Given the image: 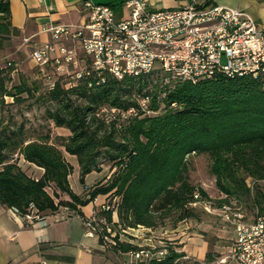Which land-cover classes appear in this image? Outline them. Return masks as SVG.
<instances>
[{
  "label": "trees",
  "instance_id": "trees-1",
  "mask_svg": "<svg viewBox=\"0 0 264 264\" xmlns=\"http://www.w3.org/2000/svg\"><path fill=\"white\" fill-rule=\"evenodd\" d=\"M0 13L9 21L8 2H1ZM15 69L12 62L0 67V202L7 208L21 215L37 209L43 215L69 207L84 215L81 207L106 195L110 201L118 198L123 228H154L173 210L182 213L179 221L185 220L195 217L196 191L210 199L202 186L190 180L191 157L207 155L221 194L216 204L236 198L264 213V75H218L197 83L171 79L165 83L168 75L161 70L122 79L106 73L100 85L89 86L90 81L96 82L94 77L83 78L72 88L62 81L40 98L38 88L25 81L10 85ZM154 75L160 82H155ZM29 98L49 103L48 119L56 128L68 129L70 135L31 136L15 115L6 119L8 108ZM145 98L147 106L143 107ZM104 108H116L119 113L109 121L111 117L101 113ZM132 109L135 114L123 119L121 113ZM64 149L78 157L82 183L89 173L109 164L106 182L86 197L78 196L69 181L74 168ZM21 157L42 167L43 177L29 175L19 163ZM105 215L112 220V211ZM164 244L170 248L166 258L128 264H203L184 260L186 253L177 251L175 243ZM132 249L136 245L128 242L118 247L123 253ZM215 261L208 252L205 263Z\"/></svg>",
  "mask_w": 264,
  "mask_h": 264
},
{
  "label": "built area",
  "instance_id": "built-area-1",
  "mask_svg": "<svg viewBox=\"0 0 264 264\" xmlns=\"http://www.w3.org/2000/svg\"><path fill=\"white\" fill-rule=\"evenodd\" d=\"M180 1L177 7L153 9L145 0H128L130 17L123 20L117 18L112 6L87 1L88 16L83 24L50 27V40L32 53L47 89H54L62 81L72 88L81 79L92 77L96 82L90 81L89 86L100 85L105 82L106 73L122 79L161 70L168 75V81L193 83L218 75H264V24L215 0ZM146 103V98L141 101L143 107ZM101 113L108 114L110 121L119 110L104 108ZM133 114L134 109L121 113L123 119ZM194 198L206 212L220 215L235 229L232 249L228 257L221 259L222 263L231 259L238 264H264V213L251 221L236 198L220 206L199 191ZM117 207L118 198L96 204L92 215L84 218V224L88 236L99 237L107 249L121 254L119 244L128 241L126 237L131 233L119 224ZM65 211L71 209L65 207ZM110 211L111 221L105 215ZM19 216L29 225L45 220L37 209ZM135 245L136 249L129 254L136 262L161 260L170 252L164 243Z\"/></svg>",
  "mask_w": 264,
  "mask_h": 264
},
{
  "label": "crops",
  "instance_id": "crops-1",
  "mask_svg": "<svg viewBox=\"0 0 264 264\" xmlns=\"http://www.w3.org/2000/svg\"><path fill=\"white\" fill-rule=\"evenodd\" d=\"M2 1L0 0V4ZM87 1L112 6L120 20L130 17L126 6L128 0H4L9 3L10 19L5 20L4 14L0 13V67H4L9 62L13 63L15 70L22 72L27 66L39 67L32 59V53L37 47L50 40L51 33L48 29L55 25L83 24L88 16L85 5ZM145 1L153 9L173 8L181 4L180 0ZM215 3L239 9L252 16L257 22L264 24V0H215ZM57 134L68 136L70 131L66 128H57ZM64 155L74 168L69 181L78 196L84 198L95 186L106 182L108 171L103 166L102 171L89 173L82 183L78 157L65 149ZM19 163L29 175L37 179L43 177L42 167L27 162L23 157L20 158ZM64 198L70 199L68 195ZM106 200L107 196L101 195L96 202L81 207L80 211L84 215L75 211L66 212L65 207H62L58 211L43 214L44 222L34 225H29L15 210L7 208L0 202V264H126L132 262L129 252L120 254L116 250L107 249L99 237L86 234L84 218L92 215L96 204ZM182 222L184 223L168 236L158 237L153 228H134L126 242L132 245H145L157 243L158 240L163 239L178 244L180 251L199 260L205 259L207 253L212 250L223 253L219 244L212 242L213 245H210L211 241L203 234L191 231V228L195 226L191 219H188V222L186 219ZM228 225L231 229L217 228L209 223L205 225L204 232L231 240L226 249L230 253L236 233L234 227L230 223ZM232 262L238 264L236 261L232 260Z\"/></svg>",
  "mask_w": 264,
  "mask_h": 264
},
{
  "label": "rangeland",
  "instance_id": "rangeland-1",
  "mask_svg": "<svg viewBox=\"0 0 264 264\" xmlns=\"http://www.w3.org/2000/svg\"><path fill=\"white\" fill-rule=\"evenodd\" d=\"M13 82L10 84L11 86H15L19 84L21 81L27 82L30 86L34 88H38L37 96L42 98L46 94L47 85L46 81L43 78V74L40 71L39 67H25L24 72L22 71H13L12 73ZM155 82H160L159 79H156V76L154 75ZM165 83L168 82V80H164ZM42 96V97H41ZM8 102L12 103V98H8ZM49 106V103L44 104L42 102L37 103L36 98H29L27 101L20 105H14L11 106V111H5L4 115L6 116V119L8 120V117L10 115H15V120L18 122H24L25 127L27 130V134L31 136H39L41 134H48L51 133L53 138L58 135L57 134V128L55 124L50 121L47 117L46 113V107ZM210 165H211V158L207 155H195L191 157L190 160V180L192 183L202 186L209 194L210 198L216 203L217 200L221 197L220 191L218 190L215 182L214 176L210 172ZM105 168H107L108 174L110 173V165L105 164ZM262 190L264 191V183L261 184ZM114 199V198H113ZM112 199V200H113ZM263 207H264V199H262ZM194 206L192 207L193 212L195 213V217L187 218L186 221L188 222V219H191L195 226L191 228V231L193 233L203 234L206 239L210 240V245H213V243H217L222 247L223 253L215 252V251H209L212 252L214 257L216 258V261L214 263H205V259L201 260L203 264H224L221 262V259L223 257H228L230 253L226 251L227 247L229 246V242L231 240H228L226 237L224 238H218L214 236L212 233H206L204 232V228H206V224L212 223L217 228H227L231 229L229 227L228 223H226L222 217L214 214H209L206 212L201 206L196 205V203H193ZM243 207L244 211L247 214V218L249 220H253L255 217H257L258 214H260V210H258L257 207L253 206L251 202L249 201H243ZM181 212L178 210H173L171 212H167V215H164V218H162L159 221V224L154 227L153 229L156 231V235L158 237L173 234V231L177 229L179 225H181L182 221L185 220H178L181 216ZM205 226V227H204ZM129 233L132 234V231L130 229L125 228ZM130 237L127 236L126 238ZM146 239V238H145ZM150 240V239H149ZM147 240V242H150ZM165 241L162 239L158 240L157 244H163ZM176 246H179L178 244H175ZM212 247V246H211ZM180 250V248L178 247ZM184 260H189L194 262L195 260H199L198 258L191 257L189 255H186ZM234 261V260H233ZM235 264L232 262L231 259H228L226 264Z\"/></svg>",
  "mask_w": 264,
  "mask_h": 264
}]
</instances>
